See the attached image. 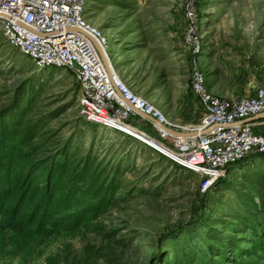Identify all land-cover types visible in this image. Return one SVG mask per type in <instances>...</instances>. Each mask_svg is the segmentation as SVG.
Returning <instances> with one entry per match:
<instances>
[{"label":"rangeland","instance_id":"obj_1","mask_svg":"<svg viewBox=\"0 0 264 264\" xmlns=\"http://www.w3.org/2000/svg\"><path fill=\"white\" fill-rule=\"evenodd\" d=\"M86 3L87 22L107 38L121 81L175 124L200 121L193 108L195 70L222 95L238 87L248 63L263 70L264 0ZM78 94L71 72L37 68L0 29V109L21 101L14 136L25 129L22 140L12 138V147L23 163L41 167L28 172L27 181H48L44 210L60 224V217L66 221L57 228L64 230L31 252L1 246L0 264H175L185 248L217 246L206 233L225 231L223 221L238 223L245 264H264V155L227 167L200 198L201 176L172 164L142 131L129 129L133 136L87 122ZM50 166L54 172L45 174ZM42 190L27 196L31 204ZM251 214L255 223L249 228L235 219ZM228 252L231 258L234 252Z\"/></svg>","mask_w":264,"mask_h":264},{"label":"built area","instance_id":"obj_2","mask_svg":"<svg viewBox=\"0 0 264 264\" xmlns=\"http://www.w3.org/2000/svg\"><path fill=\"white\" fill-rule=\"evenodd\" d=\"M86 5V0H0V29L5 41L37 68H62L73 74L84 120L130 135L129 129L142 131L162 146L153 148L201 176L200 195L209 193L230 165L250 155H264L261 124L252 121L264 113V85L254 95L220 98L206 85L203 72L195 70L191 85L200 121L175 124L121 81L107 52V38L87 22ZM99 47L107 56L109 69ZM132 119L150 129L133 125Z\"/></svg>","mask_w":264,"mask_h":264},{"label":"trees","instance_id":"obj_3","mask_svg":"<svg viewBox=\"0 0 264 264\" xmlns=\"http://www.w3.org/2000/svg\"><path fill=\"white\" fill-rule=\"evenodd\" d=\"M19 104H21V101L12 102L0 109V247L3 245L10 246L17 254L31 252L46 237L54 235L57 231L64 230V227L60 230L57 228H60L58 227L60 225L64 226L66 224L62 215L60 217L62 218V224H60L58 219L51 217L49 212L44 210L48 194L45 188L48 186V181H27L26 174L29 172V175L32 176V174H36L41 170V167L35 168L33 163L32 165L23 163L22 157L18 156L20 151H16L17 149L14 148V145L12 147V138L22 140L25 137V129L24 131H19L17 136H14L16 131H13V126L19 125L16 124L19 117ZM20 164L26 166V170H23ZM172 164L175 163L172 162ZM175 165L180 167L177 164ZM49 171L53 173L54 167L53 169L51 166L47 167L45 174ZM50 177L49 173V179ZM41 183L43 184L41 187L43 190L40 188ZM34 184H36V189L29 193L28 189ZM26 186L28 187L26 188ZM39 190L42 191L37 197V201L31 204L27 196L30 194V198H33ZM199 196L200 198L204 197ZM41 211H44V214L41 213L39 215ZM238 216L239 218L235 219L244 227L249 228L255 223L253 221L255 217L252 214L250 215L251 217ZM223 222L226 227L225 231H222L223 229L220 231L212 228L206 233V237L210 236L218 242L217 246L213 247L212 244L206 242L205 249H203V246L194 250L185 248L181 254V260H177L175 264H245V260L243 259L244 253H240V250H242L241 243L237 240V234L240 232L238 223ZM47 230L50 234L45 235L44 231ZM227 232H234V234L229 237L227 236ZM230 248L234 252L231 258H229L230 252H228ZM238 251L240 252L238 253Z\"/></svg>","mask_w":264,"mask_h":264},{"label":"crops","instance_id":"obj_4","mask_svg":"<svg viewBox=\"0 0 264 264\" xmlns=\"http://www.w3.org/2000/svg\"><path fill=\"white\" fill-rule=\"evenodd\" d=\"M261 69V64H257V63H248L246 68L243 70V71H240L239 73V78L237 80L238 82V87L237 86H234L233 88L235 89H232L233 91L229 94H226V95H222L220 94V92L218 93H212L215 94L216 96L220 97V98H225V99H233V98H237L241 95H254L255 93V90L257 87L259 86H263L264 85V71ZM242 82H243V85H242ZM235 85V84H234ZM194 102H195V105L193 104V108H194V111L197 115V117H199V112L197 111L198 109V105H197V101H196V98L193 99ZM253 122H256L258 124H261L260 126V131L261 133L264 134V114H261L257 117H254L252 119ZM132 124L133 125H136V126H140L141 128H144V129H147L145 127V124L143 123H139V121L137 122H133L132 121ZM155 144L159 145L158 143H156L155 141H153Z\"/></svg>","mask_w":264,"mask_h":264},{"label":"water","instance_id":"obj_5","mask_svg":"<svg viewBox=\"0 0 264 264\" xmlns=\"http://www.w3.org/2000/svg\"><path fill=\"white\" fill-rule=\"evenodd\" d=\"M99 52H100V54H101V57H102V60H103V62H104V65L109 69L110 67V65H109V61H108V59H107V56L105 55V52L99 47ZM140 115H142L145 119H147L148 121H150V122H152V123H154V124H157V125H159L158 124V122L154 119V118H152V117H150V116H148V115H144V114H142V113H139ZM261 114H264V113H261ZM261 114H259V115H261ZM259 115H256L255 117H257V116H259ZM180 135H182V136H185L184 134H181L180 133ZM155 142H157V141H155Z\"/></svg>","mask_w":264,"mask_h":264}]
</instances>
